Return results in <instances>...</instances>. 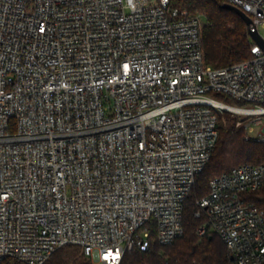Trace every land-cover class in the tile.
I'll use <instances>...</instances> for the list:
<instances>
[{
	"label": "built area",
	"instance_id": "1",
	"mask_svg": "<svg viewBox=\"0 0 264 264\" xmlns=\"http://www.w3.org/2000/svg\"><path fill=\"white\" fill-rule=\"evenodd\" d=\"M224 3L264 26V0ZM203 28L171 0H0V262L75 245L120 264L171 245L219 113L257 117L245 139L264 143V48L212 68ZM262 188L264 165L245 164L196 201L198 235H217L231 264H264V209L247 199Z\"/></svg>",
	"mask_w": 264,
	"mask_h": 264
},
{
	"label": "trees",
	"instance_id": "2",
	"mask_svg": "<svg viewBox=\"0 0 264 264\" xmlns=\"http://www.w3.org/2000/svg\"><path fill=\"white\" fill-rule=\"evenodd\" d=\"M171 3L174 8L203 16L202 49L207 66L220 69L253 58L254 41L249 28L234 11L222 8L224 0H171ZM227 101V104L233 102ZM232 115L225 111L218 119V140L212 157L197 175L184 202L183 236L171 245L155 243L146 252L138 249L127 252L120 264H231L227 247L217 235L211 232L203 237L198 235L197 229L205 223L206 217L196 201L206 196L210 182L224 173L245 164L264 165V143L245 139V124H238L240 119ZM247 199L264 209V188L250 193ZM198 211H201L200 217L195 216ZM0 264L24 263L8 258ZM45 264L94 263L82 254L79 246L67 245L57 250Z\"/></svg>",
	"mask_w": 264,
	"mask_h": 264
},
{
	"label": "rangeland",
	"instance_id": "3",
	"mask_svg": "<svg viewBox=\"0 0 264 264\" xmlns=\"http://www.w3.org/2000/svg\"><path fill=\"white\" fill-rule=\"evenodd\" d=\"M259 33L262 36V38L264 39V26H260L259 27ZM210 96L215 98L218 101L229 103L227 101V98L225 96L221 95V94H210ZM230 104L237 105V106H243V107H253L254 106V105H249V104L240 105L239 103H235V102H231ZM222 114L223 113H219V115H218L219 118L222 117ZM232 117L240 119V120H238L239 121L238 124L243 122L244 124L247 125L249 122H251L250 130H252L251 131V135L252 136H256L261 130V127L254 126L253 123H252L253 120L257 119V117L244 118V117H240V116H237V115H234V114L232 115Z\"/></svg>",
	"mask_w": 264,
	"mask_h": 264
},
{
	"label": "water",
	"instance_id": "4",
	"mask_svg": "<svg viewBox=\"0 0 264 264\" xmlns=\"http://www.w3.org/2000/svg\"><path fill=\"white\" fill-rule=\"evenodd\" d=\"M222 8L226 10L234 11L240 18L243 19V21L246 23L247 26L251 24L250 17L245 12H243L241 9L233 5H230L228 3H224L222 5ZM249 35L255 43H257L260 47L264 48V39L261 37L259 32L253 33L249 31Z\"/></svg>",
	"mask_w": 264,
	"mask_h": 264
}]
</instances>
